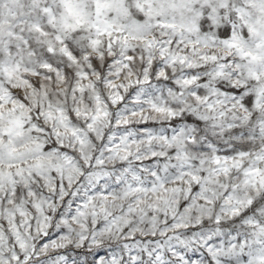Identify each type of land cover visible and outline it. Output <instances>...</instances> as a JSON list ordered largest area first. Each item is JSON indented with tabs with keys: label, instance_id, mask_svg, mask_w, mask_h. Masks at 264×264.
Instances as JSON below:
<instances>
[{
	"label": "snow or ice",
	"instance_id": "6c2138e0",
	"mask_svg": "<svg viewBox=\"0 0 264 264\" xmlns=\"http://www.w3.org/2000/svg\"><path fill=\"white\" fill-rule=\"evenodd\" d=\"M0 264H264V0H0Z\"/></svg>",
	"mask_w": 264,
	"mask_h": 264
}]
</instances>
